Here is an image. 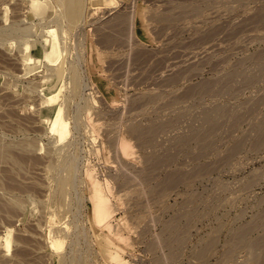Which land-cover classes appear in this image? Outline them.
<instances>
[{"label":"rangeland","instance_id":"obj_1","mask_svg":"<svg viewBox=\"0 0 264 264\" xmlns=\"http://www.w3.org/2000/svg\"><path fill=\"white\" fill-rule=\"evenodd\" d=\"M28 1L0 0V264H264V0Z\"/></svg>","mask_w":264,"mask_h":264},{"label":"bare ground","instance_id":"obj_2","mask_svg":"<svg viewBox=\"0 0 264 264\" xmlns=\"http://www.w3.org/2000/svg\"><path fill=\"white\" fill-rule=\"evenodd\" d=\"M28 2H30L31 7L33 8L34 11L39 12L41 9V5H46L47 9H50V3L51 0H29ZM81 2H83L82 0H60V3H63L61 5H64L65 7V15L69 18V20H75V18L80 17L79 15V8L81 6ZM71 23V22H70ZM44 32L46 33V38H49L48 42L52 45V47L55 48L57 42L59 41L58 39L59 34H58V29L54 26H49L47 25L44 29ZM50 46V45H49ZM59 48V47H58ZM28 53L26 55V58L29 60V67L26 70V73H29L30 71L32 72V70L34 69V63L36 62V60L34 59L33 55ZM47 54V52H46ZM65 58V51L62 49L60 50V53H58L55 56L54 62L59 64L61 63ZM58 61V62H57ZM77 72V71H76ZM78 73V72H77ZM75 74V73H74ZM77 76V75H76ZM75 76V79H77ZM79 80V79H78ZM76 82V80H75ZM49 100L50 102H54L57 100L58 97H56V95L53 94H49ZM54 124L59 125L60 126V137L62 138L64 134H67V132L70 130L69 129V124L68 122H66L63 118V114H62V108L59 107L56 111L55 114V118H54ZM55 125V126H56ZM1 151V148H0ZM71 161V160H70ZM67 163V162H66ZM73 165V164H72ZM69 166V160H68V165ZM71 166V164H70ZM69 166V167H70ZM68 178V177H67ZM67 178H64L60 183H62V185H60L62 187V190L64 189V183L67 184ZM93 187V186H92ZM62 190H60L61 194H62ZM93 190V189H92ZM65 192V191H64ZM101 198V196H99ZM102 199V198H101ZM54 239V244L57 245L58 247H62L64 241L61 240L60 238H53ZM264 241V240H263ZM259 242V241H258ZM252 243V242H251ZM256 243V242H254ZM263 243V242H262ZM257 244V243H256ZM264 244V243H263ZM264 250V249H263ZM264 253V252H263ZM263 257V255H262ZM113 261L115 264H129V261L123 256V254H121L120 252H115L112 255ZM262 259V258H261ZM261 261V260H259ZM262 264V263H261Z\"/></svg>","mask_w":264,"mask_h":264}]
</instances>
